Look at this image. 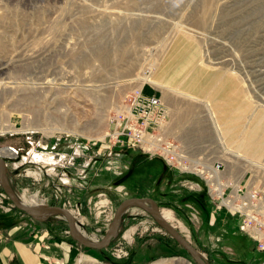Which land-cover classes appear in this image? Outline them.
<instances>
[{
	"label": "rangeland",
	"instance_id": "rangeland-1",
	"mask_svg": "<svg viewBox=\"0 0 264 264\" xmlns=\"http://www.w3.org/2000/svg\"><path fill=\"white\" fill-rule=\"evenodd\" d=\"M133 12L142 15L138 19ZM153 14L161 18L152 20ZM189 39L197 49L198 64L190 63ZM166 58L185 60L189 74L199 68L215 75L212 86L223 75L234 77L246 101L233 116L246 119L239 126V121L224 116L227 108H220L219 120L239 131L237 136L231 133V139L225 136L245 152L246 147L240 148L247 144L243 135L255 129L256 144L264 146V0H0V155L7 162L8 180L22 201L36 195L47 205L69 209L75 225L93 240L105 235L121 201L148 197L209 264H264V251L236 228L231 215H216L204 194L186 191L181 186L185 177L158 156L132 145L127 148L126 141L120 145L113 137L115 116L121 118L131 91L145 83L143 93L160 94L170 109V138L197 145L212 140L203 128L191 126L195 113L180 118L185 103L197 107L201 118L200 100L216 107L207 92L196 95V102L165 94L147 81L130 80L152 77ZM170 66L174 70L175 64ZM186 71L172 72L171 86L183 89ZM13 80L19 84L7 83ZM46 80L42 88L34 87ZM95 83H105L104 88L90 89ZM167 95L179 109L178 125L171 118ZM189 131L198 136L193 139ZM204 137L208 139L201 140ZM3 148H12L14 154H2ZM252 156L250 161L263 163L264 155ZM225 168L221 163L224 175ZM238 168L228 179L243 174L244 185L264 190V177L249 167ZM0 193L5 196H0L1 231L44 223L59 241L70 238L63 215L34 219L13 205L1 185ZM193 213L198 218L188 217ZM120 220L116 244L111 240L107 252L82 246L85 250L68 264H156L160 259H167L161 264H196L144 207L130 206ZM115 247L127 254H113Z\"/></svg>",
	"mask_w": 264,
	"mask_h": 264
},
{
	"label": "bare ground",
	"instance_id": "bare-ground-1",
	"mask_svg": "<svg viewBox=\"0 0 264 264\" xmlns=\"http://www.w3.org/2000/svg\"><path fill=\"white\" fill-rule=\"evenodd\" d=\"M141 15L142 14L138 12L131 13L132 17H136L138 19L141 17ZM159 18H161L159 14L152 15V20L159 19ZM190 30L201 33L200 31L192 29V28ZM188 41L193 46V48L191 49V55L193 59L190 60V63L196 62L198 64V60H197L198 53H197V49H195L196 47L194 45V42L190 39ZM165 61L166 62H161V65L158 66L157 68V72L154 73L152 77H148V75H141V76H134V77L130 76L131 77L130 80L141 79V81L142 80L147 81L154 86L162 88L163 90H165V94H167L168 92L175 96H178V97L180 96L181 98L183 97L186 99L188 98L192 99L191 101L196 100V102L197 100L199 101L200 99L196 97L195 93L202 92L205 89V90H211L213 91V93L217 94L219 88H221V86L224 84L223 83L224 75L221 77L219 83L215 87L212 88L210 86L212 84V80H214V78L216 77L215 75L213 74L209 75L208 71L204 69H199V68H197L196 70H194V72H191L189 74L187 68H185L186 66L185 60L183 62L181 61L180 62L179 61L169 62V60L166 58ZM170 63L171 65L175 64L174 70L172 69V66H170ZM168 67H171V71L169 72H167ZM181 71L183 72L186 71V73L183 76V79L185 77L188 78L185 82H183V84H181L183 89H180V88L178 89V87L169 85L168 78L169 76H171V73L176 72L178 75ZM46 82H48V80L41 81L39 84H37V86L35 85L34 87L42 88L43 87L42 84ZM7 83L12 84L11 86L13 85L17 86L19 84L18 81H14V80L7 82ZM144 84L145 83L142 84V87L140 88L137 87L133 91H131L130 95L128 94L129 97H132V99L131 101H127V103L125 104L127 108L126 110L120 113L121 118L117 117V115L115 116V118L118 121L116 128L119 127V122L122 121V117L124 118V120H123V127L120 130L115 131L114 135L119 134V132L124 128L133 130L136 127L135 126L136 120L139 118H145V123L143 127L138 131V138L136 139L137 143H134L140 147H137V146H133V147L139 148L140 150H142V152L144 151L150 152L149 153L150 156L151 155L158 156L159 158L163 160L166 166L171 168L174 172H177L179 176L185 177L184 178L185 180L181 184V186H183L185 189H188V191L200 192L204 189L206 191L208 202L210 203V205H212L214 210L216 211L225 210L227 212L233 213L239 219L240 232L246 234L253 241L257 239V240H261L264 242V228L263 227L251 228L249 225H246L247 221L249 220L251 221L255 220L257 223L264 222V190L256 188L254 185H251V186L244 185L241 179L243 174L240 177L238 176V177H232L231 179H228V177H231L230 175H233V173L235 172L238 173L239 171L238 167L243 168V166L249 167V169L256 172V174L261 175L262 178L264 177V164H263L264 161L263 163H261V162H257L254 160L250 161V159H248V157L252 155H257V156L264 155V152H263L264 146L256 144L255 129H252L248 135L246 136L243 135L244 142L246 139L247 140L246 142L249 145V147L245 149L246 153L243 152L242 149L240 151L236 147L232 148L229 145L230 144L229 139L227 138V136H225V134L228 135L230 138V135H232L231 133H234L233 124H223L219 120L217 111L220 108L229 109L231 105L233 108V104L230 105L226 102L223 105L222 104L216 105V109H217L216 110L214 109L215 107L213 105H209L206 100L204 101V103H201L200 102L201 100H200L199 103L203 106V109H204L203 118L199 117V113L198 111H196L197 107L191 106L187 103L181 105L182 109L180 108V110L182 111V114H180V118L182 115L189 116L192 118L195 113L197 117H193L194 119H193V123L191 124V126L197 125V127L203 128L205 131L204 135L208 136V138L211 137L212 140L199 143L198 145L176 141L170 138V136L168 135L171 132V127H169L166 122L169 116L170 109H167V106L164 104V102L162 100H160L158 103H156V101L150 102L146 98L137 97V95L140 94V92L143 93ZM104 85L105 83H95L91 85L93 87H91L90 89L92 90L100 89L101 90L104 88ZM235 96H236V102H235L236 110H238V108L240 107L239 104L245 102L246 100L242 101L240 94H236ZM165 97L167 100L166 102L172 106L171 110H173L172 111L173 117L171 116V118L174 120L173 123L174 125H178L177 124L178 122H176V112H175L177 107L174 104V99L168 95ZM159 99H161V97H159ZM189 106L191 107L189 108ZM157 108L162 112V118H160L159 114H157L156 112H152L156 114V117H155L156 119L153 120L150 117H148L149 112ZM243 108L246 109V107H243ZM131 114H133V116ZM261 114L263 115V113ZM199 118H200V121H199ZM159 120H160L159 123H161L157 127V130L159 132L158 133L156 131L152 132L151 129H154V126L157 124ZM5 125L7 126V128H10V130L11 128L12 129L14 128L12 125H9L8 123ZM189 135L190 137H193V139L198 136L195 134L194 131H189ZM208 138L204 137L201 140H207ZM243 146L244 145L240 146V148H243ZM1 153L12 156L14 154V150L12 148H3ZM249 153L252 155H249ZM0 157L5 160L4 156L0 155ZM214 159L218 160V162L215 165L213 163ZM221 163H225L226 165L225 175L223 173V169H220ZM189 175L197 177L196 179L198 180H194L195 177L194 179H191V178L187 179L186 177H188ZM7 177H8V174H7ZM13 191L15 195L17 196L14 189ZM208 193L211 195V197L209 196ZM227 194L229 197V201L225 202L223 199L218 198L221 196H226ZM16 198H18V196ZM213 199L216 201L215 203ZM255 199L257 200L254 201ZM18 200L21 204L28 206L30 208H33V207L37 208L40 206L47 205L44 202H42L41 199L39 200L36 197V195H33L29 202L22 201L19 198ZM234 203H235V208L239 209L238 211L239 213L235 211H231L230 206H232ZM148 205L151 206L150 203ZM187 206L190 209V211L196 210L193 208L192 205H187ZM67 210L73 215L74 220H75L76 216L69 209ZM125 210L123 211V213L125 212ZM159 210L162 214V211L160 208ZM51 214H57V213H45L43 216L39 218H35V219L46 218L48 215H51ZM258 214H261V216H258ZM188 217L198 218L196 213H193L192 215ZM163 218L165 219L164 216ZM166 221L169 222L168 220ZM169 223L176 229V231H178L181 235H183L186 238V236L181 232L180 229H178L171 222ZM242 224H244L243 229L241 227ZM76 228L82 235L89 238L85 232L79 229L77 225H76ZM118 232L119 230L117 231V233H115L116 235L113 238L117 236ZM127 238H130V235H127ZM187 241L189 240L187 239ZM179 260L184 262L182 259H179ZM80 261L81 260L79 259L77 262H80ZM166 261L167 259H160L158 260L156 264H161ZM184 263L189 264L188 262H184Z\"/></svg>",
	"mask_w": 264,
	"mask_h": 264
},
{
	"label": "crops",
	"instance_id": "crops-1",
	"mask_svg": "<svg viewBox=\"0 0 264 264\" xmlns=\"http://www.w3.org/2000/svg\"><path fill=\"white\" fill-rule=\"evenodd\" d=\"M192 48H193L192 45L188 47V49H192ZM187 79L188 78L185 77L184 82ZM220 79H218V82L214 86H212L213 85L212 83L210 87L212 88L215 87L219 83ZM235 81L236 80H234V77L232 76L226 77L224 75V82H223L224 84L221 86V88H219L217 94L211 93L210 92L211 90L207 91L205 89L202 92L195 93V94L201 96V93L207 92L208 101L210 100L216 105H219V104L223 105L226 102L230 105L233 104V108L231 105L229 109L226 110L227 112L223 114L224 116L229 117L230 120L233 118L234 121H239L240 122L239 126H242V124L245 122L246 116L245 117L233 116L234 111H237L236 103H235L236 102L235 95L236 94L241 95V89L236 88L234 86ZM168 83L170 85H174L175 80L172 79L168 81ZM148 95H152V94H148ZM159 97H161L160 94H159ZM251 111L255 112V108L253 107ZM223 119L227 120L226 118H223ZM237 127L234 128L235 136H237L239 133ZM231 137L232 136L230 135V139ZM230 139H229V143H230L229 145L232 148H234L236 144L231 143ZM243 147L248 148L249 145L246 144ZM186 178L189 179L188 177ZM214 211L215 213H217L216 215H220L218 213H222L224 215L225 214L231 215V217L234 218L233 220L236 221V225H235L236 228H239V219L236 215H234L233 213L227 212L225 210H222V211L214 210ZM45 227H46V224L44 223L43 224L42 223H31V224L26 223L24 225H18V226L14 225L13 227L8 228L7 230H3V231L0 230V264H68L71 261V259L74 260L75 258H77V256L79 255L81 251V248L84 249V247L82 246L80 247V245L76 243L71 237L68 239H66L65 237L61 239V241H59L60 237L56 235L54 236L52 233H50L51 229L45 228ZM113 239H112L111 245H113L118 238L116 236L114 239L115 241ZM249 239L253 241L251 238ZM88 249H91V251H96L98 252V254H102L103 252L105 253L108 250L107 247L102 248V249H92V248H88Z\"/></svg>",
	"mask_w": 264,
	"mask_h": 264
},
{
	"label": "water",
	"instance_id": "water-1",
	"mask_svg": "<svg viewBox=\"0 0 264 264\" xmlns=\"http://www.w3.org/2000/svg\"><path fill=\"white\" fill-rule=\"evenodd\" d=\"M8 173L9 170L7 163L3 158L0 157V185L2 189L5 191V193L8 195L13 205L18 209L23 210L26 213L28 212V214L34 218H39L43 216L45 213H57L63 215L67 222L68 233L70 237L76 242H78L81 246L92 249H102L107 247L110 244L113 237L116 235L115 233H117V231L120 228V222H121L120 219L122 218L123 211L132 205H139L144 207L149 212V214L157 222L160 228L165 230L170 237H172L185 251L189 253L190 257H192V259L196 264H209L205 260V258L201 256L198 250L192 244H190V242L187 241V239L183 235H181L178 231H176V229L169 222H167L163 218L158 205L151 198L131 197L121 201L115 209L113 218L108 224V229L105 232V235L100 240L97 239L93 240L85 237L78 231L75 225V220L73 215L66 208L56 205L54 206L45 205L37 208L36 207L30 208L28 206L21 204L18 198H16L17 196L15 195L8 181V177H7ZM149 203L151 204V206L148 205Z\"/></svg>",
	"mask_w": 264,
	"mask_h": 264
},
{
	"label": "built area",
	"instance_id": "built-area-1",
	"mask_svg": "<svg viewBox=\"0 0 264 264\" xmlns=\"http://www.w3.org/2000/svg\"><path fill=\"white\" fill-rule=\"evenodd\" d=\"M140 92V91H139ZM136 96V95H135ZM138 98H146L148 101H156V103H158L161 99H159L158 96L152 94V95H147V94H144V93H141L137 95ZM132 97H129V101H131ZM152 112H156L157 114H159L160 118H162V112L157 108L151 112H149L148 114V117H150L151 119H156V114L155 113H152ZM133 116V114H131ZM135 116V115H134ZM123 120L124 118L122 117V121L119 122V127L115 128L113 130V132L117 131V130H120L122 127H123ZM160 120L157 122V124L154 126V129H151L152 132H159L157 130V127L161 124L159 123ZM145 123V118H139L136 120L135 122V128L132 130V129H122L119 134H117L116 136L113 135V137L119 142L120 145H123L124 142L126 141V145L124 144L123 146H127L130 147V145L132 146H137V147H140L134 143H137V138H138V131L143 127ZM146 128V126H145ZM198 186V185H197ZM209 194V193H208ZM0 196L1 198L5 197L2 193H0ZM209 196L211 197V195L209 194ZM218 198H221L223 199L225 202L226 201H229V197H228V194L226 196H221V197H218ZM257 199H255L254 201H256ZM214 203L216 202L214 199H213ZM258 202V201H257ZM237 203V202H236ZM218 207V206H217ZM231 208V211H235V212H238L239 209L235 208V203L230 206ZM239 213V212H238ZM262 214V213H261ZM261 214H258V216H261ZM264 222H260V223H257L255 220L251 221H247L246 225H249L251 228H254V227H263L264 228ZM242 229L244 227V224H242ZM248 231V230H247ZM249 232V231H248ZM250 233V232H249ZM254 241L257 242V247H258V251H264V242L261 241V240H257L255 239ZM119 248V249H118ZM116 254L117 256L121 257V256H125L127 254V251L124 250L122 247H115L114 250H113V254Z\"/></svg>",
	"mask_w": 264,
	"mask_h": 264
},
{
	"label": "trees",
	"instance_id": "trees-1",
	"mask_svg": "<svg viewBox=\"0 0 264 264\" xmlns=\"http://www.w3.org/2000/svg\"><path fill=\"white\" fill-rule=\"evenodd\" d=\"M164 165H165V163H163ZM166 166V165H165ZM194 177L195 176H192V175H189L188 176V178H191V179H194ZM197 177H195V179L194 180H198V179H196ZM186 191H188V189H186ZM189 192H191L192 194H198V195H200V194H204L205 196H206V198H207V195H206V191L203 189L202 191H200V192H194V191H189ZM207 200H208V198H207ZM20 210V209H19ZM22 211V210H21ZM173 239V238H172ZM174 240V239H173ZM174 242H176L175 240H174ZM177 243V242H176ZM178 244V243H177Z\"/></svg>",
	"mask_w": 264,
	"mask_h": 264
}]
</instances>
